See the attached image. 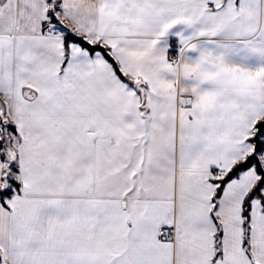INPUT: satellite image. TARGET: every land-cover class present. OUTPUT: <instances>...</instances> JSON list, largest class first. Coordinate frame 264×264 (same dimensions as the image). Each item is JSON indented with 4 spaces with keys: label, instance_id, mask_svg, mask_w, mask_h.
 <instances>
[{
    "label": "snow or ice",
    "instance_id": "6c2138e0",
    "mask_svg": "<svg viewBox=\"0 0 264 264\" xmlns=\"http://www.w3.org/2000/svg\"><path fill=\"white\" fill-rule=\"evenodd\" d=\"M0 264H264V0H0Z\"/></svg>",
    "mask_w": 264,
    "mask_h": 264
}]
</instances>
